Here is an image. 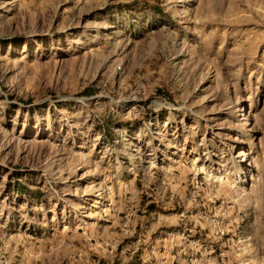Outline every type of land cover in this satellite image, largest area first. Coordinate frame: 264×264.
Here are the masks:
<instances>
[{
    "label": "rangeland",
    "instance_id": "obj_1",
    "mask_svg": "<svg viewBox=\"0 0 264 264\" xmlns=\"http://www.w3.org/2000/svg\"><path fill=\"white\" fill-rule=\"evenodd\" d=\"M0 264H264V0H0Z\"/></svg>",
    "mask_w": 264,
    "mask_h": 264
}]
</instances>
